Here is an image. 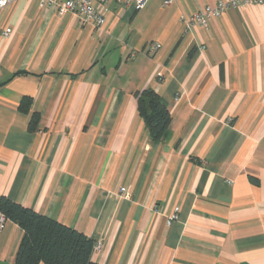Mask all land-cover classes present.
<instances>
[{
    "label": "crops",
    "instance_id": "crops-1",
    "mask_svg": "<svg viewBox=\"0 0 264 264\" xmlns=\"http://www.w3.org/2000/svg\"><path fill=\"white\" fill-rule=\"evenodd\" d=\"M216 2L112 0L100 28L41 0L0 7V195L93 238L99 264H264V4L187 22ZM145 89L171 111L163 142ZM4 225L0 264H16L23 230Z\"/></svg>",
    "mask_w": 264,
    "mask_h": 264
},
{
    "label": "trees",
    "instance_id": "trees-1",
    "mask_svg": "<svg viewBox=\"0 0 264 264\" xmlns=\"http://www.w3.org/2000/svg\"><path fill=\"white\" fill-rule=\"evenodd\" d=\"M32 98L23 97L20 111L31 112ZM138 111L153 141L163 142L172 122L170 109L153 89L138 93ZM40 113H32L29 130L38 129ZM0 213L23 230L16 264H99L92 260L95 241L79 230L0 195Z\"/></svg>",
    "mask_w": 264,
    "mask_h": 264
},
{
    "label": "built area",
    "instance_id": "built-area-1",
    "mask_svg": "<svg viewBox=\"0 0 264 264\" xmlns=\"http://www.w3.org/2000/svg\"><path fill=\"white\" fill-rule=\"evenodd\" d=\"M17 0H0V7ZM112 0H41L42 6L56 7L60 14L72 12L76 14L81 24H92L96 27H102L106 22L108 13L107 4ZM123 6H133L136 10L144 8L150 0H113ZM174 0H165L166 4L172 3ZM248 4L261 5L264 0H217L216 5H206L201 10L190 16L187 22L190 24L207 25V18L211 16H220L229 8H239ZM5 36L10 34V30L5 31ZM159 43L153 44V50L159 47ZM122 194L129 196L126 188H122ZM6 218L0 215V229L5 225ZM98 247V246H97Z\"/></svg>",
    "mask_w": 264,
    "mask_h": 264
}]
</instances>
